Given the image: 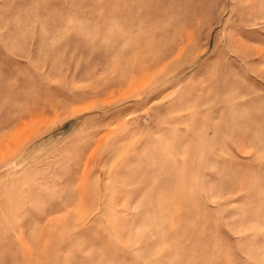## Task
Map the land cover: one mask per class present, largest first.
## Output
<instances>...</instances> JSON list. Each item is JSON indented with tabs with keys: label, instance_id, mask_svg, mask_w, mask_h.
<instances>
[{
	"label": "rangeland",
	"instance_id": "374dc122",
	"mask_svg": "<svg viewBox=\"0 0 264 264\" xmlns=\"http://www.w3.org/2000/svg\"><path fill=\"white\" fill-rule=\"evenodd\" d=\"M0 264H264V0H0Z\"/></svg>",
	"mask_w": 264,
	"mask_h": 264
}]
</instances>
